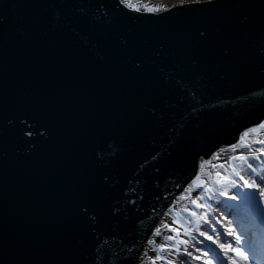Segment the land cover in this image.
I'll return each mask as SVG.
<instances>
[{
  "label": "water",
  "instance_id": "1",
  "mask_svg": "<svg viewBox=\"0 0 264 264\" xmlns=\"http://www.w3.org/2000/svg\"><path fill=\"white\" fill-rule=\"evenodd\" d=\"M263 121L264 0H0V264H137Z\"/></svg>",
  "mask_w": 264,
  "mask_h": 264
},
{
  "label": "rangeland",
  "instance_id": "2",
  "mask_svg": "<svg viewBox=\"0 0 264 264\" xmlns=\"http://www.w3.org/2000/svg\"><path fill=\"white\" fill-rule=\"evenodd\" d=\"M120 1L127 6L132 5L136 9L143 11L145 6L149 8L167 9L185 3L208 0ZM262 123H264V121ZM258 128L259 126L254 129ZM250 130H248L247 133L250 132ZM251 133L253 132L251 131ZM240 143L241 141L228 147V149L230 148L231 150L235 148V151H231L230 162L222 160L218 156H216L214 160H200L197 175L199 179L196 177L186 189L175 198L166 214L156 223L151 234L152 236L149 237L147 243L144 245L145 247L142 253L138 256L137 264H152V261H155V264H182V262L183 264H216L210 255L211 246L224 244L228 247H230V245L237 247L235 244L239 242L236 240L238 235L235 232L231 220L225 217L221 208V202H216V200L214 201L213 199L210 201V198H214L215 196H208L206 203L203 201V198L198 199L197 196H199L198 194L204 188L213 189L216 193L215 198H218L219 201L234 196L237 187L231 186L232 181H235L239 188H244L243 181L239 176L233 174L234 171L239 172L249 181H251L252 178L255 179L257 189L259 191H264V183L261 182L264 180V159H262L264 155L256 152L257 148L264 150V147H256V150L237 149ZM216 153L217 152H215V154ZM244 155L249 158L248 162L255 166V172H253L252 169H248L247 166L243 165L239 160V157ZM252 157L257 158L252 159ZM259 167L262 168L260 171ZM249 173L252 174L249 175ZM252 175H254V177H252ZM221 192H223L224 195H221ZM192 200L195 201V204L191 206L190 203H192ZM211 219L213 221H211ZM197 223L201 225L197 227ZM207 228L213 231L214 238ZM157 229H159V235L155 234ZM201 232H203L204 235H201ZM167 236H171L173 239L166 242L164 237ZM205 236H210L212 239H205ZM149 241H154L155 246L164 245V250L159 253L162 259H156L158 253L153 250L154 245L150 244ZM181 241L184 243H181ZM228 247L224 249V251H226L227 254L228 251L233 253V249ZM177 248H179V253L176 251ZM230 255L232 254H228V256Z\"/></svg>",
  "mask_w": 264,
  "mask_h": 264
},
{
  "label": "bare ground",
  "instance_id": "3",
  "mask_svg": "<svg viewBox=\"0 0 264 264\" xmlns=\"http://www.w3.org/2000/svg\"><path fill=\"white\" fill-rule=\"evenodd\" d=\"M185 1V0H184ZM186 1H193V0H186ZM120 3L122 4V5H124V6H126V7H129V6H127V5H125V4H123L122 3V1H120ZM133 7V6H132ZM135 8V7H134ZM136 9V8H135ZM138 11H140V10H138ZM261 124V123H260ZM260 124L259 125H256V126H253V127H251V128H249V129H247V130H245V131H243L240 135H239V138H238V141L237 142H239V141H242V138H243V142L244 143H240L239 145H238V147H237V149H242V150H245V149H247V150H256V147H264V143H262V142H264V129H261L260 127L258 128V131L257 132H253V133H251V131H252V129H254L255 127H258V126H260ZM251 129V130H250ZM248 130H250V132H248L249 133V135L245 138L244 137V134L248 131ZM245 141H246V143H245ZM244 144H246L247 146L245 147V146H243ZM229 147H231V146H229ZM230 149V148H229ZM228 149V147H222V148H220L218 151H216L217 153L215 154H212L208 159H211V160H214L215 159V157L216 156H218L220 159H222V160H227L228 162L231 160V155L230 154H232L231 153V149L229 150ZM257 149H259V148H257ZM257 152V151H256ZM247 154V153H246ZM245 154V155H246ZM244 155V156H245ZM207 159V160H208ZM226 161V162H227ZM200 162V161H199ZM198 162V163H199ZM225 162V163H226ZM227 162V163H228ZM262 168L261 167H259V171L261 170ZM197 175H198V171H197ZM196 175V176H197ZM186 189V188H185ZM210 194V195H209ZM199 196H197V198L198 199H201V198H203V201L204 202H206L207 203V200H208V196H215L216 197V193L214 192V190L213 189H209V188H204V189H202L201 190V192L198 194ZM214 197V198H215ZM214 198H210V201L213 199L214 201L216 200V202H219V200H218V198L216 199H214ZM237 198H240L239 196H237ZM174 200H175V198H174ZM174 200L172 201V202H174ZM193 201L194 200H192V203H190V205L192 206V205H194L195 203H193ZM208 205H210V204H208ZM240 210H237L235 213H233V217L235 218V220H237V218H238V220L241 218V219H243V217L245 216V211L248 209V207L244 204V202H243V206H241V208H239ZM233 212V211H232ZM165 215V214H164ZM201 224L200 223H197V227L198 226H200ZM152 236V235H151ZM145 247V246H144ZM240 259V258H239ZM219 264H221V263H219ZM229 264H234V262H229Z\"/></svg>",
  "mask_w": 264,
  "mask_h": 264
},
{
  "label": "snow or ice",
  "instance_id": "4",
  "mask_svg": "<svg viewBox=\"0 0 264 264\" xmlns=\"http://www.w3.org/2000/svg\"><path fill=\"white\" fill-rule=\"evenodd\" d=\"M129 7H132V5H128ZM146 10L148 11H167V9H161V8H147V6H145ZM138 10V9H136ZM261 129H264V123H262L260 126H259ZM258 129H252V132H257ZM249 135V133H245L244 134V137L246 138L247 136ZM241 143H243V138H242V141ZM264 143V142H262ZM243 146H247L246 144H244ZM233 151H235V148L232 149ZM257 152H259L261 155H264V150L262 149H257L256 150ZM257 157H252V159H256ZM239 160L241 161V163L243 165H246L248 169H252L253 172H255V166L251 163H249V158L248 157H245V156H241L239 157ZM234 175L236 176H239L240 179L243 181V186L244 187H248V188H252V189H255L257 188V184L255 182V179H253L252 181H249L248 179H245V177L243 175H241L239 172H236L234 171L233 172ZM252 173H249V175H251ZM197 179H199V177H197ZM262 183H264V180L261 181ZM231 186L232 187H237V193L235 196H232L230 197V199H236L237 196H239L241 198V200L243 202H245V205L247 207H251L254 203H255V192H241L239 190V187L237 186L236 182L235 181H232L231 182ZM221 195H224L223 192H221ZM260 195L261 196H264V191H260ZM193 203H195V201H193ZM230 207H237V206H230ZM156 235H159V229H157ZM201 235H204L203 232L200 233ZM173 239V237L171 236H167V237H164V240L167 242V241H171ZM205 239H209L211 240L212 237L210 236H205ZM239 237H236V240L239 241ZM215 242V241H213ZM150 244L154 245V249L158 254H157V257L156 259L159 260V259H162V257L159 255V253L161 251L164 250V245H160V246H155V242L154 241H149ZM181 243H184L183 241H181ZM221 248H223L224 246L223 245H220ZM234 250V249H233ZM177 253H179V248L176 249ZM241 255H243V253H241ZM195 258V257H194ZM245 260H247V258L245 257ZM152 264H155V261H152ZM183 264V262H182Z\"/></svg>",
  "mask_w": 264,
  "mask_h": 264
}]
</instances>
